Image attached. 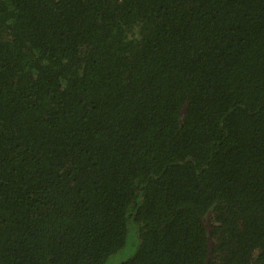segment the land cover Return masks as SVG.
Listing matches in <instances>:
<instances>
[{"label":"trees","instance_id":"16d2710c","mask_svg":"<svg viewBox=\"0 0 264 264\" xmlns=\"http://www.w3.org/2000/svg\"><path fill=\"white\" fill-rule=\"evenodd\" d=\"M0 264H264V0H0Z\"/></svg>","mask_w":264,"mask_h":264}]
</instances>
